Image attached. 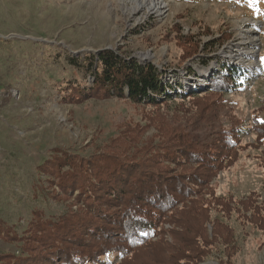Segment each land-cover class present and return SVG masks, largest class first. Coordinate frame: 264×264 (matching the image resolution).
<instances>
[{
	"label": "rangeland",
	"instance_id": "1",
	"mask_svg": "<svg viewBox=\"0 0 264 264\" xmlns=\"http://www.w3.org/2000/svg\"><path fill=\"white\" fill-rule=\"evenodd\" d=\"M161 2L165 7L151 12L147 0H0V222L11 229L16 224L20 234L37 208L33 192L45 196L57 216L77 209V192L66 197L57 185L60 171L42 172L41 161L75 163L68 174L80 168L87 181L97 167L109 170L113 160L119 166L131 157L138 164L144 159L146 170H152L147 165L153 156L165 160L157 144L164 133L180 131L205 145L234 125L240 131L232 162L191 198L220 200L229 212L210 205L200 218L189 213L195 206L186 199L167 216L177 220L183 213L181 226L191 229L187 236L201 234L212 244L201 264H264V227L243 209L245 200L264 206V150L254 130V120H264V0ZM101 51L150 64L163 83L179 84L176 93L195 94L156 105L126 95L65 100L64 82L90 87L92 81L88 74L77 79L66 58ZM221 64L237 67L241 80L220 94L208 86ZM158 166L169 178L184 169L160 161ZM138 171L130 184L140 179ZM215 217L229 228V243L213 236L209 222ZM162 228L159 238L170 245L178 243L168 231L177 239L186 234L181 227L164 223ZM12 255H20L18 244L0 234V264L12 261ZM159 255L152 248L141 250L131 263L154 264Z\"/></svg>",
	"mask_w": 264,
	"mask_h": 264
},
{
	"label": "trees",
	"instance_id": "2",
	"mask_svg": "<svg viewBox=\"0 0 264 264\" xmlns=\"http://www.w3.org/2000/svg\"><path fill=\"white\" fill-rule=\"evenodd\" d=\"M66 62L77 79L81 80L80 77L87 74L92 78L90 87L84 86L83 82H64V99L69 101H80L90 96L123 98L126 95L133 102L156 105L162 100L186 99L195 94L194 91L176 93L179 84L175 88L170 83H163L161 73L152 65L125 62L111 51L83 58L67 57ZM220 68L209 79L208 87L221 94L239 85L241 76L237 67L221 64ZM222 70H226L225 73ZM170 91L174 95L169 94ZM162 130H159L160 133ZM254 130L256 140L264 150V120H254ZM239 131L232 125L230 129L217 133L216 139L205 145L195 143L194 139L180 131L166 132L161 137L166 141L157 139V144L163 147L161 154L165 160H160V154L151 155L150 159L152 156L154 159L147 166L152 170H146L147 161L143 159L142 164H138L133 157L119 166L113 160L109 170L90 164L96 168L91 181L84 178L80 168L76 169L77 173L68 174L70 168L77 167L75 163L65 161L68 165L59 166V163L41 161L38 168L42 172L60 171L57 185L66 197L77 192L74 199L77 209L57 216L49 200L33 192L32 200L37 208L28 214L26 227L20 234L15 229L16 224L13 223L11 229L4 221L0 222V234L17 243L20 249L19 256L12 255L13 260L4 264H132L138 251H150L151 248L160 254V260L154 264H201L212 253V244L206 243L201 234L187 236V231L191 229L186 225L182 228L180 217L183 213H179L177 220L167 214L173 215L172 209L186 199H190L187 201L195 206L189 213L200 218L210 205L219 207L221 213L229 212L228 205L220 200L197 202L191 198L207 189L208 182L232 162V150ZM159 161L173 166L172 169H186L192 165L196 169L189 174L181 169L179 175L169 178L160 173ZM138 169L140 179L130 184L129 180L133 179ZM245 201L243 209L250 211L248 219H255L258 227H264V206L256 205L253 200ZM204 222H207V216ZM164 223L178 229L181 227L180 230L186 232L177 239L172 229L168 231L170 236L174 234L173 240L177 245H170L159 238L165 233L162 228ZM209 223L213 236L229 243V228L218 217Z\"/></svg>",
	"mask_w": 264,
	"mask_h": 264
},
{
	"label": "bare ground",
	"instance_id": "3",
	"mask_svg": "<svg viewBox=\"0 0 264 264\" xmlns=\"http://www.w3.org/2000/svg\"><path fill=\"white\" fill-rule=\"evenodd\" d=\"M147 1L151 6L150 7L151 12H160V10H162L165 7V4L161 2V0H147Z\"/></svg>",
	"mask_w": 264,
	"mask_h": 264
}]
</instances>
